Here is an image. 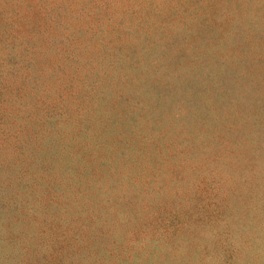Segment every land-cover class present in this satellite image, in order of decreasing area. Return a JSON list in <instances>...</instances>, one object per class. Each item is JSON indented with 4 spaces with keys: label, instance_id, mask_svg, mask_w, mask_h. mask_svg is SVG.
<instances>
[{
    "label": "rangeland",
    "instance_id": "rangeland-1",
    "mask_svg": "<svg viewBox=\"0 0 264 264\" xmlns=\"http://www.w3.org/2000/svg\"><path fill=\"white\" fill-rule=\"evenodd\" d=\"M0 264H264V0H0Z\"/></svg>",
    "mask_w": 264,
    "mask_h": 264
}]
</instances>
